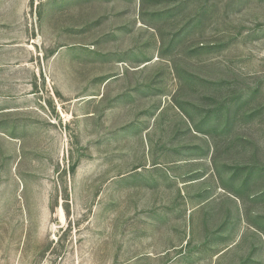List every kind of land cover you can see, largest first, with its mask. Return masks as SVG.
<instances>
[{
	"label": "rangeland",
	"instance_id": "obj_1",
	"mask_svg": "<svg viewBox=\"0 0 264 264\" xmlns=\"http://www.w3.org/2000/svg\"><path fill=\"white\" fill-rule=\"evenodd\" d=\"M0 264H264V0H0Z\"/></svg>",
	"mask_w": 264,
	"mask_h": 264
}]
</instances>
